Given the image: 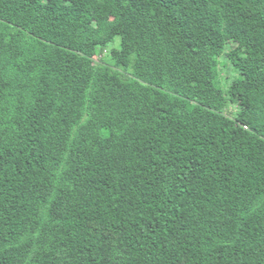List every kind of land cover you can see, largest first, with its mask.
Listing matches in <instances>:
<instances>
[{
  "label": "trees",
  "instance_id": "obj_1",
  "mask_svg": "<svg viewBox=\"0 0 264 264\" xmlns=\"http://www.w3.org/2000/svg\"><path fill=\"white\" fill-rule=\"evenodd\" d=\"M0 264H264V0H0Z\"/></svg>",
  "mask_w": 264,
  "mask_h": 264
},
{
  "label": "rangeland",
  "instance_id": "obj_2",
  "mask_svg": "<svg viewBox=\"0 0 264 264\" xmlns=\"http://www.w3.org/2000/svg\"><path fill=\"white\" fill-rule=\"evenodd\" d=\"M116 45L117 46H119V43H120V37H117L116 38ZM223 66H224V64H223ZM226 68V69H225ZM222 69H223V71L225 72L226 70H228V74H230V77L233 75V73L227 68V67H222ZM231 72V73H230ZM229 105H231V104H229ZM237 106L235 105V104H232L229 108H228V111L230 112V113H233V112H235V113H233V115H231V116H235L236 115V112H237Z\"/></svg>",
  "mask_w": 264,
  "mask_h": 264
}]
</instances>
